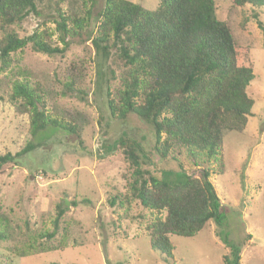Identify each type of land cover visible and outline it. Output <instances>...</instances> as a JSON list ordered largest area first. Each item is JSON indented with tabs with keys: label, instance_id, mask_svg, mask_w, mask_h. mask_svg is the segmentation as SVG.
Masks as SVG:
<instances>
[{
	"label": "trees",
	"instance_id": "16d2710c",
	"mask_svg": "<svg viewBox=\"0 0 264 264\" xmlns=\"http://www.w3.org/2000/svg\"><path fill=\"white\" fill-rule=\"evenodd\" d=\"M158 2L154 10H148L128 0H103L92 25L94 0H0V75L11 74L15 54L27 47L48 57H63L71 42L88 40L95 57V88L104 91L108 115L119 122L134 115L149 125L151 152L173 163L180 173L170 179L167 176L175 172H167L163 178L145 169L143 160L149 159L144 157L143 146L126 135L114 145L129 169V176H124L128 197H123V203L136 201L153 215L145 230L150 248L165 262L173 253L171 236L190 238L209 222L219 228L225 223L221 201L210 182L212 166L221 156L224 134L241 133L252 116L254 103L246 89L254 75L246 63V52L236 45L227 24L216 18L215 0ZM231 2L237 8L264 10V0ZM30 16L45 18L40 26L43 29L20 38L14 27ZM44 21L54 25L53 33ZM53 34L61 46L53 43ZM84 72L82 61L71 63L59 93L39 83L32 86L27 79H8L7 102L16 114L28 115L33 139L52 129L75 136L82 145L89 116L59 106L54 99L72 95L85 102L88 94L81 89ZM35 149L27 144L15 155L0 156V169L16 166ZM180 154L197 167L198 177L185 175ZM115 197L109 205L119 200ZM60 208L52 233L39 237L44 242L54 237L65 209L62 203ZM216 236L228 249L222 263L239 264L242 244ZM10 240L9 220L0 214V242ZM36 242L35 238L27 240L19 256L52 251L43 243L35 246Z\"/></svg>",
	"mask_w": 264,
	"mask_h": 264
},
{
	"label": "rangeland",
	"instance_id": "374dc122",
	"mask_svg": "<svg viewBox=\"0 0 264 264\" xmlns=\"http://www.w3.org/2000/svg\"><path fill=\"white\" fill-rule=\"evenodd\" d=\"M128 1L148 10L159 4L158 0ZM231 1L215 0L216 18L227 24L236 45L246 52V63L254 75L246 93L254 105L241 133L224 134L221 156L212 166L210 182L225 215L222 227L209 222L193 237L171 236L172 257L162 261L150 248L145 230L153 215L136 201L123 203L128 195L124 176H129V169L114 145L121 135L139 142L149 159H142L143 167L158 177L175 172L167 177L178 178V169L151 152L149 125L134 115L124 122L108 115L104 91L95 88V57L88 40L71 42L63 57H48L27 47L15 54L11 74L0 75V156L15 155L27 144L36 148L22 156L16 166L0 169V214L11 226V240L0 242V264H223L221 258L228 249L218 234L242 244L239 264H264V30L257 24L264 26V10L237 8ZM102 5L103 0H94L92 25ZM43 20L30 16L14 30L20 38L28 36L37 28L43 29ZM44 23L53 33L54 25ZM52 41L61 46L57 34ZM79 61L85 66L81 89L88 94L86 101L71 95L59 96L54 102L89 116L82 145L75 136L52 129L33 139L28 115L16 114L7 102L8 79H27L32 86L39 83L59 93L66 68ZM20 72L22 75H16ZM179 161L186 176L198 177L197 167L184 154ZM115 196L119 200L109 205ZM61 203L65 209L54 237L44 242L39 237L54 230L53 220ZM34 238L35 246L43 243L52 251L20 257L24 243Z\"/></svg>",
	"mask_w": 264,
	"mask_h": 264
}]
</instances>
